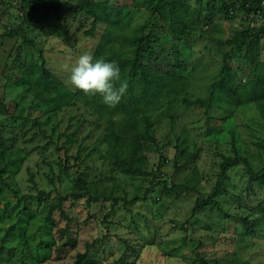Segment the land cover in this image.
Instances as JSON below:
<instances>
[{
	"label": "rangeland",
	"instance_id": "rangeland-1",
	"mask_svg": "<svg viewBox=\"0 0 264 264\" xmlns=\"http://www.w3.org/2000/svg\"><path fill=\"white\" fill-rule=\"evenodd\" d=\"M89 2L103 7L92 35ZM157 2L0 0V264H71L85 251L92 264H264V171L257 180L248 172L264 166L262 113L254 101L232 105L217 89L208 111L184 103L209 96L236 32L258 34L264 58V7L256 14L245 0H179L171 15ZM139 30L157 35L143 61L168 73L158 94L128 83L118 104L102 101L101 114L77 95L47 109L39 53L61 91L73 94L78 56L118 62L110 55L131 56L123 36ZM242 47L230 65L246 88L255 68ZM144 115L154 144L143 133ZM128 119L137 121L138 153L148 159L140 174L122 171L109 137L111 122L117 128ZM224 156L238 160L212 195ZM78 176L118 202L68 196L66 218L54 210L48 219L49 205L73 192ZM162 183L175 188L165 195Z\"/></svg>",
	"mask_w": 264,
	"mask_h": 264
},
{
	"label": "trees",
	"instance_id": "trees-1",
	"mask_svg": "<svg viewBox=\"0 0 264 264\" xmlns=\"http://www.w3.org/2000/svg\"><path fill=\"white\" fill-rule=\"evenodd\" d=\"M179 0H158L157 6L162 5L163 3H167L169 6V12L171 15H174L176 4ZM246 6L245 10L247 13L251 11H257L261 8L262 0H245ZM89 6L94 12V20L91 23L90 28L86 32L87 35H92L98 18V9H103L102 5L94 2H89ZM18 28L20 29V25L15 28L9 30L7 33L9 36L17 34ZM157 35L152 33L151 31L144 32L139 30L138 33L133 35H124L123 40L128 43L131 47L132 54L131 56H123L117 55V53H112L110 58H118V63L121 69L120 80L116 82V86L118 87L121 83L120 81H126L127 84L138 85L141 87V90L144 94L156 95L158 94L164 86V83L168 80V73H163L157 69L150 67L143 60L145 54L150 51L151 42L156 38ZM153 38V39H152ZM233 44L231 45V49L229 51L223 52V60L222 66L219 72V78L216 79L213 83H211V92L209 96L205 99L196 98L193 101H186L184 103L188 104H199L204 107L205 111H208L211 107L216 105L218 93L221 92L223 95L229 100L228 102L232 105H239L244 103V101H254L256 102L259 111L262 113L264 118V58H259V37L258 34H249L247 31L241 30L236 32L232 38L230 39ZM227 43H230L227 41ZM231 44V43H230ZM244 46V59L250 64L254 65L255 68V76L254 79L250 81L249 86L244 88L240 84L235 82V78L233 76V68L230 65V55L235 50H241ZM20 48V47H19ZM100 48V47H99ZM98 48V49H99ZM98 49L95 51V56L98 57ZM150 55V54H148ZM39 64H38V74L41 79L45 81L44 88L39 91L41 94V98H43V102L46 104L47 109L49 111L57 110L62 108L65 105L71 103V98L74 95L80 96L82 100L86 103H89L90 100L94 103V111L96 113L101 114L102 108L101 103L103 98L101 95L97 94V98L88 97L87 94L83 93L82 90L77 89L75 93H70L69 91H61L64 88L63 83L53 74L51 73L45 66V60L41 53H39ZM128 64V69L125 71L123 68V64ZM169 81V80H168ZM219 92L215 94V90ZM243 92H242V91ZM143 126L142 130L147 139L151 141V143H155L154 137L150 130V120L146 115L142 117ZM138 125L137 121L134 119H128L125 122L121 123V125L115 128L114 123L111 122L109 124V137L113 138L116 143H118L117 148L120 149L121 154L117 155L120 163L122 171L128 174H140L144 170V166L147 162V158L142 153H138L140 150V143L137 137L138 134ZM132 129L134 131H132ZM126 150V153L123 154L122 150ZM238 160L237 157H229L224 156L222 162L220 164V172L217 176L216 184L213 188L212 195L218 194V189L222 184V180L226 177L227 167ZM260 171H264V166L259 170L255 171L248 165V172L252 178L257 180L259 177ZM75 190L71 192L69 195L61 196L57 201L51 203L49 205L48 216L52 211L58 210L60 215L66 218V215L62 208V202L68 198V196L74 198L85 197V202L89 205L92 202H99L102 200H111L113 204L117 203L119 198L111 196L106 193H98L91 192L89 188L85 184V180L78 176L74 181ZM175 186L168 187L165 183L161 185V192L165 195H168L170 190H173ZM40 194L42 191H39L36 195L37 199H40ZM210 195V199L212 198ZM128 201H124V204H127ZM71 264H92L90 255L85 251L81 253H77L73 262Z\"/></svg>",
	"mask_w": 264,
	"mask_h": 264
},
{
	"label": "clouds",
	"instance_id": "clouds-1",
	"mask_svg": "<svg viewBox=\"0 0 264 264\" xmlns=\"http://www.w3.org/2000/svg\"><path fill=\"white\" fill-rule=\"evenodd\" d=\"M121 69L115 61L103 58L94 59L89 53L78 56L72 65L69 81L76 89L89 95L99 94L109 106L118 104L127 90L126 81L116 86L120 80Z\"/></svg>",
	"mask_w": 264,
	"mask_h": 264
},
{
	"label": "built area",
	"instance_id": "built-area-1",
	"mask_svg": "<svg viewBox=\"0 0 264 264\" xmlns=\"http://www.w3.org/2000/svg\"><path fill=\"white\" fill-rule=\"evenodd\" d=\"M261 5H262V7H264V0H262ZM254 12H255L256 14H259V13L261 12V10L258 9L257 11H254Z\"/></svg>",
	"mask_w": 264,
	"mask_h": 264
}]
</instances>
